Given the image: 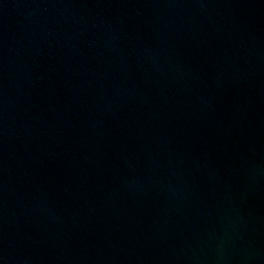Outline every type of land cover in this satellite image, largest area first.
Returning a JSON list of instances; mask_svg holds the SVG:
<instances>
[{"label": "water", "instance_id": "water-1", "mask_svg": "<svg viewBox=\"0 0 264 264\" xmlns=\"http://www.w3.org/2000/svg\"><path fill=\"white\" fill-rule=\"evenodd\" d=\"M0 264H264V0H0Z\"/></svg>", "mask_w": 264, "mask_h": 264}]
</instances>
